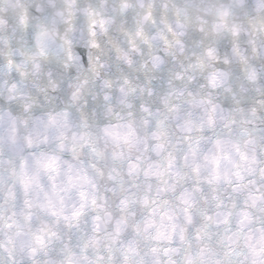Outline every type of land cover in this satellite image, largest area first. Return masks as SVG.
<instances>
[{
	"label": "clouds",
	"instance_id": "clouds-1",
	"mask_svg": "<svg viewBox=\"0 0 264 264\" xmlns=\"http://www.w3.org/2000/svg\"><path fill=\"white\" fill-rule=\"evenodd\" d=\"M0 264H264V0H0Z\"/></svg>",
	"mask_w": 264,
	"mask_h": 264
}]
</instances>
